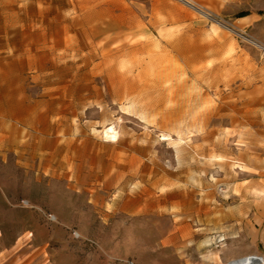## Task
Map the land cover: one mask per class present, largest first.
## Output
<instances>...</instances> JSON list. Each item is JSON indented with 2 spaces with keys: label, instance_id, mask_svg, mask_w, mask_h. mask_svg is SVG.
Listing matches in <instances>:
<instances>
[{
  "label": "rangeland",
  "instance_id": "obj_1",
  "mask_svg": "<svg viewBox=\"0 0 264 264\" xmlns=\"http://www.w3.org/2000/svg\"><path fill=\"white\" fill-rule=\"evenodd\" d=\"M198 3L0 0V264H264V0Z\"/></svg>",
  "mask_w": 264,
  "mask_h": 264
},
{
  "label": "bare ground",
  "instance_id": "obj_2",
  "mask_svg": "<svg viewBox=\"0 0 264 264\" xmlns=\"http://www.w3.org/2000/svg\"><path fill=\"white\" fill-rule=\"evenodd\" d=\"M240 20L244 23H249L253 20V18H251L249 16H244V17H241ZM104 134L110 140H113V141L117 140L118 132L115 130L114 126L106 128L104 130ZM263 198H264V194H263ZM228 264H261V263H260V260L258 258H256L255 256H250V257H243V258L237 259V261L233 260L232 262H230Z\"/></svg>",
  "mask_w": 264,
  "mask_h": 264
},
{
  "label": "crops",
  "instance_id": "obj_3",
  "mask_svg": "<svg viewBox=\"0 0 264 264\" xmlns=\"http://www.w3.org/2000/svg\"><path fill=\"white\" fill-rule=\"evenodd\" d=\"M185 1H187V2L202 1L204 3H198V5L201 6V7H206V6H209V5L216 6V7H221V6H230V4L227 3V2H230L231 0H185ZM207 1H212V4H207L206 3ZM247 16H249V15H247Z\"/></svg>",
  "mask_w": 264,
  "mask_h": 264
},
{
  "label": "trees",
  "instance_id": "obj_4",
  "mask_svg": "<svg viewBox=\"0 0 264 264\" xmlns=\"http://www.w3.org/2000/svg\"><path fill=\"white\" fill-rule=\"evenodd\" d=\"M246 15H247V13H240L239 17H243V16H246Z\"/></svg>",
  "mask_w": 264,
  "mask_h": 264
}]
</instances>
